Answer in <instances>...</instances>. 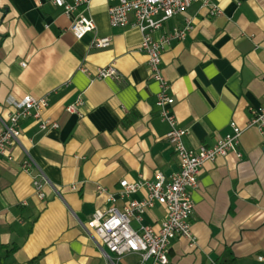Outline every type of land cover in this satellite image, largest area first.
Here are the masks:
<instances>
[{"label":"crops","instance_id":"obj_1","mask_svg":"<svg viewBox=\"0 0 264 264\" xmlns=\"http://www.w3.org/2000/svg\"><path fill=\"white\" fill-rule=\"evenodd\" d=\"M211 3L218 13L194 3L154 34L191 26L162 56L189 148L214 146L231 133L232 122L246 129L250 110L264 107V0ZM110 6L92 0L68 15L54 0H0V117L12 111L10 101L31 95L47 98L42 118L59 125L42 131L23 121L13 161L0 159V264H139V255L119 259L109 252L86 224L112 205L110 195L123 208L122 180H153L157 172L170 178L180 170L156 104L159 84L139 50L143 35L112 27ZM80 15L95 29L77 40L71 27ZM99 38H111V46L95 48ZM110 65L121 80L96 77ZM79 100L77 112L67 111ZM239 150L241 157L230 153L202 169L192 193L196 245L175 239L169 264H262L264 136L247 129ZM25 159L33 162L29 171ZM37 174L49 182L44 198L33 187ZM165 218L156 205L143 225L158 229Z\"/></svg>","mask_w":264,"mask_h":264},{"label":"built area","instance_id":"obj_2","mask_svg":"<svg viewBox=\"0 0 264 264\" xmlns=\"http://www.w3.org/2000/svg\"><path fill=\"white\" fill-rule=\"evenodd\" d=\"M91 1L76 0L74 5L67 3L66 0H54V3L69 15L78 7L89 5ZM108 1L111 3L109 19L112 27L131 26L139 29L143 35L139 50L147 54L152 78L159 84L160 91L156 104L160 109L162 121L170 127L166 139L173 146L180 170L170 178L162 172H157L153 180L141 179L134 183L126 179L122 180L121 196L128 199L123 208L119 209L113 205L116 198L110 195L108 201L112 205L96 211L87 222L86 230L94 234L99 242L119 259L136 254L140 256L139 264H169L171 245L175 239H186L191 247L196 245V236L192 230V218L195 213L192 193L199 186L202 169L230 153L241 157L239 147L247 129L254 128L264 136V107L250 110L251 116L246 129L232 122L231 133L220 138L214 146L189 148L185 143L188 130L179 126L175 113L176 100L170 94V84L164 73L162 56L173 40H185L191 26L188 23L184 28L175 27L158 39L154 34L162 30L168 21L183 14L194 3H202L210 7L212 15L219 12L218 7L213 5L211 0ZM94 29V21L85 15H80L71 27L77 40H81ZM111 44V38H99L95 40L94 47L103 49L110 47ZM22 66L26 67V63ZM96 77L101 80L122 79L113 65L99 69ZM82 104V100H79L76 105L68 107L67 111L77 112L78 106ZM9 105L12 111L7 118L0 117V159L13 161V149L20 144L23 121L37 122L42 131L57 129L59 125L42 118L43 111L49 105L47 98L27 95L20 100L10 101ZM32 167L31 159L22 162L24 170L29 171ZM32 183L36 194L44 198V187L48 185V180L42 174H37L33 176ZM98 189L100 193L106 191L102 187ZM141 191L146 192L145 198L134 199L133 196ZM156 205L166 210V218L158 229L143 225L146 212ZM133 222L138 223L140 227L134 228ZM258 260L264 264V254L258 256Z\"/></svg>","mask_w":264,"mask_h":264}]
</instances>
